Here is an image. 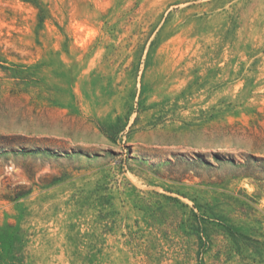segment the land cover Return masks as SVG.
<instances>
[{"label": "rangeland", "instance_id": "374dc122", "mask_svg": "<svg viewBox=\"0 0 264 264\" xmlns=\"http://www.w3.org/2000/svg\"><path fill=\"white\" fill-rule=\"evenodd\" d=\"M0 264H264V0H0Z\"/></svg>", "mask_w": 264, "mask_h": 264}]
</instances>
